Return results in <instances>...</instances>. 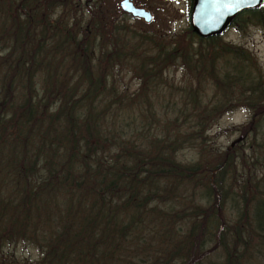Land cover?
<instances>
[{"label": "trees", "instance_id": "1", "mask_svg": "<svg viewBox=\"0 0 264 264\" xmlns=\"http://www.w3.org/2000/svg\"><path fill=\"white\" fill-rule=\"evenodd\" d=\"M102 2L0 0V246L32 244L33 264H264L255 59L190 25L135 31ZM244 16L264 27L263 5ZM239 106L236 137L208 145Z\"/></svg>", "mask_w": 264, "mask_h": 264}, {"label": "rangeland", "instance_id": "2", "mask_svg": "<svg viewBox=\"0 0 264 264\" xmlns=\"http://www.w3.org/2000/svg\"><path fill=\"white\" fill-rule=\"evenodd\" d=\"M84 1L86 0H80L81 3ZM87 1L92 4L97 0ZM143 1L153 14L152 20L148 23L123 13L120 17L118 13L120 11L117 4L118 0H104L101 9L106 18L117 17L120 19L119 21L131 25L133 30L140 32H164L166 34H171L180 31L188 25L185 1ZM87 15V11L83 9V17H87ZM239 24L236 23L234 26L230 27L222 34V37L226 42L246 49L253 56L264 76V27L256 23H248L247 25L240 24L241 26H239ZM119 73L120 77L116 78L118 84L127 86V89L132 91L136 86V80L126 72V68H123ZM168 77L174 83H178L183 79L181 71L179 70L169 71ZM248 117L249 111L242 106L220 115L212 122L207 130L206 141L209 143L208 145L218 149L226 147V145L230 144L236 137V134L232 133L231 127L246 121ZM195 152V149L185 148L177 152V158L182 161H188L194 158ZM161 207L163 208L162 205ZM154 243L155 242H152L151 244L156 247L155 244L157 243ZM15 245L16 246H14V244L3 245V247L0 246L2 260L5 262H7L6 260H8V262L12 260L13 264H33L38 259V251L32 244L20 241ZM218 258L219 255L216 251H213V253H210L208 256V259L211 261H215Z\"/></svg>", "mask_w": 264, "mask_h": 264}, {"label": "water", "instance_id": "3", "mask_svg": "<svg viewBox=\"0 0 264 264\" xmlns=\"http://www.w3.org/2000/svg\"><path fill=\"white\" fill-rule=\"evenodd\" d=\"M262 0H194L189 14L191 29L200 37L220 33L239 12L255 9ZM121 11L133 17L149 21L151 15L143 8L135 7L130 0L119 1Z\"/></svg>", "mask_w": 264, "mask_h": 264}, {"label": "flooded vegetation", "instance_id": "4", "mask_svg": "<svg viewBox=\"0 0 264 264\" xmlns=\"http://www.w3.org/2000/svg\"><path fill=\"white\" fill-rule=\"evenodd\" d=\"M119 1H121V0H118V2H117V4H118V7H119ZM131 1V3L135 6V7H138V8H143L144 10H146V11H148L149 13H150V15H151V19L149 20V21H144L143 20V18H141V17H134V18H136V19H139V20H142L143 22H146V23H148V22H150L151 20H152V18H153V14H152V12H151V10L146 6V4H144V1L143 0H130ZM163 1H179V0H163ZM182 1H185V6H186V18H187V22H188V25H190L189 24V14H190V10H191V7H192V5H193V1L194 0H182ZM260 5H263L264 6V0H262V2H261V4ZM259 5V6H260ZM258 6V7H259ZM258 7L257 8H255V9H246V10H243V11H241V12H239L233 19H231L227 24H226V26L224 27V29L220 32V33H218V34H223V33H225L230 27H232V26H234L236 23H240V24H242V21H243V19L245 18V16H244V13H246V11H249V12H251V11H257L258 10ZM119 9H120V7H119ZM120 11H121V9H120ZM123 14H126V15H129V16H132L130 13H126V12H123V11H121ZM133 17V16H132ZM257 24V23H256ZM14 246H16V245H14ZM9 263H12V260H9Z\"/></svg>", "mask_w": 264, "mask_h": 264}]
</instances>
